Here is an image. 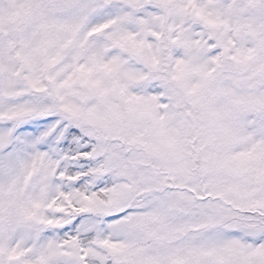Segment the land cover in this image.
I'll use <instances>...</instances> for the list:
<instances>
[{"label":"snow or ice","instance_id":"obj_1","mask_svg":"<svg viewBox=\"0 0 264 264\" xmlns=\"http://www.w3.org/2000/svg\"><path fill=\"white\" fill-rule=\"evenodd\" d=\"M0 264H264V0H0Z\"/></svg>","mask_w":264,"mask_h":264}]
</instances>
